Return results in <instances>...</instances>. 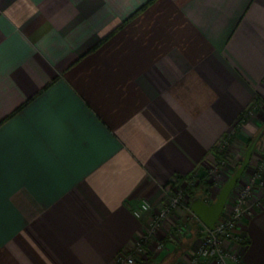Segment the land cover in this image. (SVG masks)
<instances>
[{
    "label": "crops",
    "instance_id": "1",
    "mask_svg": "<svg viewBox=\"0 0 264 264\" xmlns=\"http://www.w3.org/2000/svg\"><path fill=\"white\" fill-rule=\"evenodd\" d=\"M254 97L264 0H0V264H112L145 224L131 209L201 168ZM258 125L236 140L241 158L261 132L248 167ZM259 201L245 245L224 242L246 264H264ZM192 214L135 264H186L206 229Z\"/></svg>",
    "mask_w": 264,
    "mask_h": 264
},
{
    "label": "rangeland",
    "instance_id": "2",
    "mask_svg": "<svg viewBox=\"0 0 264 264\" xmlns=\"http://www.w3.org/2000/svg\"><path fill=\"white\" fill-rule=\"evenodd\" d=\"M252 121H259L258 127L264 126V100L257 99L255 103L251 102V100L242 108V110L238 113L237 118L234 121V125L231 129L226 131L223 135H221L215 143H213L212 146L217 147V155L214 156L211 151H209V158H206L207 161L203 164L201 168L193 169L192 173L190 174L189 179H184L181 182H175V175H172L170 179L169 185L167 188L166 185H163L162 187V196L163 191H166V195L164 198L161 196L158 202L156 203L157 208L161 205L162 202H164L166 199H168V193L175 194L181 193L182 195H185L187 197V200L190 203L191 196L189 193V189L192 188L196 184H200L199 191L203 194L204 201L209 203L215 200L216 194L220 186L223 184L225 180H227L230 175L233 173V170L235 169V166L240 157H237V155L240 154L239 151V145H237L236 140H238L240 133H242V128L247 123H251ZM252 135H250L247 140L244 142V145L242 146V150H245V145L248 143ZM239 147V148H238ZM211 149V147H210ZM240 156V155H239ZM257 161L252 164L253 166L248 167L244 169L242 174L240 175L237 183L233 187V190L231 191V195L229 196V199L225 205V209L222 213L223 216H227L230 213L231 207L233 204H235V201L238 197V192L240 189L245 187L246 185H249V190L246 196V199L243 201V206L246 207L247 212L245 215H251V210L254 207H260V199L261 197H264V146L258 149V157ZM156 208V209H157ZM151 211V209H150ZM149 212L144 213V215H147L145 222L147 223L148 219H150L149 215L151 216ZM176 214L178 216H176ZM142 216V215H141ZM172 219V217H175L174 220L175 223L172 226H169V228L166 227V221L157 229V234L160 232H164V230H172V236L176 241H179L185 233L190 228V222L193 218V214L189 209L185 208H176L175 210L170 211V214L168 215ZM246 217V216H245ZM169 219V218H165ZM243 217L241 218V220ZM240 223V222H239ZM234 229L235 235H242L245 238L244 243H239V246H244L246 243V233L238 230V225ZM177 226H181V231H177ZM165 237V236H164ZM202 233L200 234L197 244H199V241L201 240ZM234 239H236L235 236H233ZM164 243V241H163ZM164 246L162 247V249ZM131 249V246H129L127 249H125L123 252L125 253L129 252ZM162 249H158L155 251H160ZM119 253V252H118ZM116 253L113 258V263L115 264V257L118 254ZM191 253V252H190ZM148 253L142 252L139 255H137L134 259V263H137L142 259L143 256H147Z\"/></svg>",
    "mask_w": 264,
    "mask_h": 264
},
{
    "label": "built area",
    "instance_id": "3",
    "mask_svg": "<svg viewBox=\"0 0 264 264\" xmlns=\"http://www.w3.org/2000/svg\"><path fill=\"white\" fill-rule=\"evenodd\" d=\"M169 180L172 181V179ZM169 180L165 184V188L168 187L170 182ZM249 187V185H246L240 189L238 197L235 204L231 207L229 215H222L225 209L224 206L221 214L215 221L213 228L203 230L201 240L196 248L191 251L186 264H246L242 259L241 254L231 245H225L224 242L225 240H230L235 244L244 243V239L242 238L245 237L242 235H235L234 229L247 212L246 207L243 206V201L246 199ZM166 194V191H163L162 197L164 198ZM230 195L231 192L229 196ZM189 205L190 203L187 200V197L177 192L175 194L168 193V199L162 202L158 208L156 205L151 204L147 199H142L131 209V212L134 216L139 218L143 213L149 212L151 209V216L149 215L150 219H148L147 223L145 222L142 226L141 233L130 245V251L125 253L119 252L116 255L115 264H133L135 257L140 253H146L150 248L153 251L162 249L164 246V236L173 237L172 230H164V232L157 234L158 227L165 221L167 222V228L172 226L175 223L174 220L176 218L172 217L171 219L168 217L170 211L175 210L176 208H185L190 210ZM176 216L178 215L176 214ZM177 231H181V226H177ZM233 236H235L236 239H234Z\"/></svg>",
    "mask_w": 264,
    "mask_h": 264
},
{
    "label": "water",
    "instance_id": "4",
    "mask_svg": "<svg viewBox=\"0 0 264 264\" xmlns=\"http://www.w3.org/2000/svg\"><path fill=\"white\" fill-rule=\"evenodd\" d=\"M260 134L261 132H259L245 148L239 166L218 189L216 198L212 203L208 204L204 202L200 196H195L190 200V210L196 215L200 222H202L206 229H212L215 221L221 214L231 190L248 164Z\"/></svg>",
    "mask_w": 264,
    "mask_h": 264
},
{
    "label": "trees",
    "instance_id": "5",
    "mask_svg": "<svg viewBox=\"0 0 264 264\" xmlns=\"http://www.w3.org/2000/svg\"><path fill=\"white\" fill-rule=\"evenodd\" d=\"M145 6V4L144 5H142L140 8H138L137 9V11H139V10H141L143 7ZM136 11V12H137ZM129 18V17H128ZM127 18V19H128ZM127 19H125V20H123V21H121L120 23H118L114 28H112L106 35H104V36H102L101 37V39L96 43V45L97 44H99L100 42H102L105 38H107L112 32H114L117 28H119L120 26H122V24L127 20ZM95 45V46H96ZM94 46V47H95ZM93 47V48H94ZM257 100V97H254L253 99H251V102H253V103H255V101ZM253 138V137H252ZM252 138H250V140L248 141V143L245 145V148L249 145V143L251 142V140H252ZM210 151L212 152V154L214 155V156H218L217 155V147L214 145V146H211V149H210ZM240 162H241V159H239V161L237 162V164H236V166H235V169L239 166V164H240ZM234 169V170H235ZM233 170V171H234ZM192 171L193 170H191V171H189V172H187V173H184V174H179V173H175V174H173V175H175V182H181V181H183L184 179H189L190 177V174L192 173ZM170 181V180H169ZM168 182V181H167ZM200 184H196V185H194L192 188H190L189 189V193H190V196L191 197H193L194 195H196V194H199V186Z\"/></svg>",
    "mask_w": 264,
    "mask_h": 264
}]
</instances>
